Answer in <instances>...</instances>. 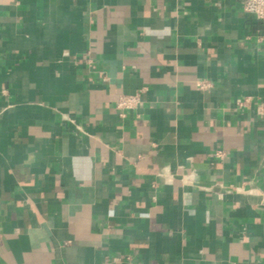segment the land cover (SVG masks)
I'll use <instances>...</instances> for the list:
<instances>
[{
	"label": "crops",
	"instance_id": "0c3cea01",
	"mask_svg": "<svg viewBox=\"0 0 264 264\" xmlns=\"http://www.w3.org/2000/svg\"><path fill=\"white\" fill-rule=\"evenodd\" d=\"M0 264H264V19L0 0Z\"/></svg>",
	"mask_w": 264,
	"mask_h": 264
},
{
	"label": "built area",
	"instance_id": "2783aa9c",
	"mask_svg": "<svg viewBox=\"0 0 264 264\" xmlns=\"http://www.w3.org/2000/svg\"><path fill=\"white\" fill-rule=\"evenodd\" d=\"M240 2L245 13L253 15L257 19H264V0H240ZM136 102L135 97L125 96L119 100L117 107L119 109L132 108Z\"/></svg>",
	"mask_w": 264,
	"mask_h": 264
}]
</instances>
